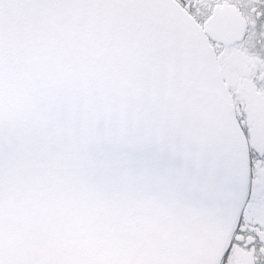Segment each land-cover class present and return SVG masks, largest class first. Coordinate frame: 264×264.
<instances>
[{
    "label": "snow or ice",
    "instance_id": "1",
    "mask_svg": "<svg viewBox=\"0 0 264 264\" xmlns=\"http://www.w3.org/2000/svg\"><path fill=\"white\" fill-rule=\"evenodd\" d=\"M0 264H264V0H0Z\"/></svg>",
    "mask_w": 264,
    "mask_h": 264
}]
</instances>
